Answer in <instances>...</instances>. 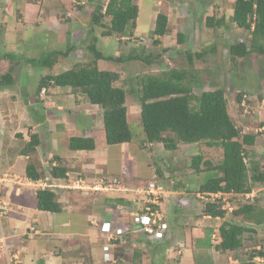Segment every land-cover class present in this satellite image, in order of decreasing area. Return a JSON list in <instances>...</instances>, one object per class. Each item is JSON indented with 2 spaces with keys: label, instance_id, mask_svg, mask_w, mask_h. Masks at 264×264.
<instances>
[{
  "label": "crops",
  "instance_id": "0c3cea01",
  "mask_svg": "<svg viewBox=\"0 0 264 264\" xmlns=\"http://www.w3.org/2000/svg\"><path fill=\"white\" fill-rule=\"evenodd\" d=\"M69 5L70 0H0V69L11 70L12 77L11 83L0 89V97L3 102H22L18 107L21 109V119L17 131L24 141L21 147L15 148L6 146L0 139V172L11 171L14 176H19L18 181L2 183V187L6 196L11 195L20 200L32 197L36 208V190L40 188L37 183L43 177L33 181L26 176L25 166L31 162L40 173L44 170V175L54 166L61 167L65 177H56L59 182L65 181L67 175L83 176L93 172L96 174L93 179L98 180L102 175L116 178L124 189L96 191L101 193L98 206L104 208L106 213L100 212L102 217L93 213L82 215L79 219L82 226L78 232L67 230L78 220L74 221L75 214L71 215L69 210L65 213L63 206L59 214L36 208L37 215L33 222L24 220L22 224L16 218H10L1 224L6 237L8 259H14L17 264H106L101 257L102 241L93 221L110 219L117 225L129 223L134 213L148 201L149 196L140 194L139 190L149 182H155L161 188L159 202L164 220L169 224V236L153 242L145 241L141 235L130 236V243L116 247V264H219L226 261L225 256L231 264H236L240 261L236 252L233 254V250H218L215 247L218 239H213V232L218 230L223 220H228L226 214L222 218L204 214L201 201L197 199L199 185L208 177L207 172L202 179L190 183L185 180L186 175L178 174L176 170L175 175L167 178L168 173H163L153 163L148 169L151 174L145 180L133 179L129 175L124 178L125 170L115 174V166L112 165L115 159L110 158V152L112 150L115 156L122 155L124 151L121 148L127 142L112 145L105 143L100 106L90 103L84 94L74 92L70 87H49L44 94L39 92L35 96L36 85L44 74L62 72L69 69L73 62L85 58L83 53L80 57L75 53L83 38V31L77 37L73 32L60 30L63 23L66 27L62 15H70ZM48 25L54 29L47 30ZM44 42L53 46L43 48ZM67 46L71 47L70 52L61 55L64 58L58 57L51 68L30 63V59H38L49 50H62ZM243 103L244 100L241 106ZM2 110L0 105V130L3 128L4 131ZM4 111L7 113L6 109ZM31 134L37 136L39 144L35 151L21 153ZM70 136L93 138L95 147L92 150H70ZM152 145H148V149ZM187 145L193 144L179 143L173 153H179L180 147ZM32 156L34 162L30 161ZM123 179L126 182L128 180L129 184ZM17 204L19 208H29V204L24 202ZM108 205H115L116 209H113L117 213ZM3 253L4 250L0 249V255Z\"/></svg>",
  "mask_w": 264,
  "mask_h": 264
},
{
  "label": "rangeland",
  "instance_id": "374dc122",
  "mask_svg": "<svg viewBox=\"0 0 264 264\" xmlns=\"http://www.w3.org/2000/svg\"><path fill=\"white\" fill-rule=\"evenodd\" d=\"M230 1L232 0H134L138 5L136 26L132 30L133 36L127 38L120 33H114L111 36L102 35V31L108 28L109 15L103 14L100 18L102 24H94L91 21L95 3L105 5L106 0H70V15H66V18L62 15L66 27L63 23L60 30L65 31V33L73 32L77 37H80L83 31V38L79 41L80 44L78 43V49L75 52L78 53V57L81 53L85 56L83 61H79L81 63L94 59V56L90 54L91 52L87 53L89 51L87 45L90 43L96 45L105 55L114 57L133 53L151 56V62L137 59L125 61L98 60L97 66L100 69L116 71L119 74V80L116 83L125 85L127 88H135L137 76L144 74L161 75L169 69L184 70L189 79L195 76L199 77V81L193 86L196 95L204 90L222 88L227 100L228 112L235 126L241 133L247 132L255 135L254 144L245 146L247 166L250 168L255 164L260 169H264V129L262 128V125H264V54L252 52L241 57H232L230 54L229 45L232 42L238 40L248 41L250 36L248 30L237 27L231 20L230 12L233 4ZM158 12L168 15V32L165 36H162L160 43L154 44V37L151 32L154 29L155 15ZM211 14L216 19L223 17V23L208 27L205 24V18ZM55 24L59 23L55 22ZM49 29L53 30L54 28H49L48 25L47 30ZM179 30L184 33L183 44L178 43L176 39V33ZM60 34L63 36L62 33ZM50 43L53 44L51 41ZM49 46L53 45L44 42L42 47L48 48ZM200 50L204 51V54L198 58L195 52ZM187 52L193 54L190 61ZM58 57L64 58L61 55ZM6 70L5 68L0 69V75L7 72ZM243 89L245 90L243 91ZM239 91H243L242 99H244L245 104L242 106L238 101ZM243 93H245V96H243ZM21 103L3 102L0 97L1 108L7 110L6 115L3 114L4 131L3 128L0 130V139L4 141L6 146L16 148L21 147L24 143L19 136L20 132L17 131V125H19V119H21V109H18V107ZM127 109L129 111L128 119L132 139L121 148L124 151L122 155L115 156L112 150L110 152V158L115 159L112 163L115 166V174L125 170V173H123L124 178L129 175L133 179L145 180L151 174V171H148L149 167L153 166L154 163L162 169V172L168 173L167 178H170L173 174L175 175L176 170L178 174L187 176L186 181L193 183L197 179H202L207 171L202 168L201 172H195L191 167L192 156L200 154L204 160H209L212 164H217L221 160V147L207 146L205 142L182 146L179 153L164 150L162 144H154L148 149V144L143 141L141 122L136 115L139 111L136 92L128 93ZM77 119L79 121V117ZM83 120H81V123ZM136 143L137 146H135ZM33 158L34 156L31 157L30 161L34 162ZM41 172L43 175L44 170ZM12 173L11 171L0 172V177H6L7 179L5 182H0V204L6 206L7 210L1 218V223H5L10 218H16L19 223L24 222V220L33 222L36 218L35 215H37V209L33 206L34 200L31 199L32 197L27 196L24 200H20L12 198L11 195H5L2 183L12 182V180H8L10 176H5V174L11 175ZM83 177L89 181H94L93 178L96 177V174H93V172L86 173L83 174ZM123 181L126 182V179H123ZM126 183L129 184L128 180ZM253 191L252 196L249 198L225 194L220 195V198L215 195H205L202 198H197L201 201L202 211H204L203 207L207 202H220L223 208H226V218L229 221L254 227L253 231L243 234V246L233 251V254L236 252L238 255L241 264H264V262H255L249 256L251 251L255 249V251L258 250L255 255L260 254L259 251H261L264 261V223L260 225L249 224L246 223L245 218L239 215L236 216L231 212L232 209L249 203H254L264 211V185L255 184ZM99 192H102V190H99ZM99 192L86 193L68 188L56 189L57 198L60 199L63 211L66 213V210H69L71 215L72 213L75 214L74 221L78 220V223L71 228L67 227V230L78 232L79 227L82 226V223L79 222L82 215L89 216L93 213V215L102 217L101 214L106 213L104 208L98 206V200L101 196ZM17 202L29 204V208H23V206L19 208ZM108 206L111 209L113 207L116 209L115 205ZM115 209L113 210L117 213ZM95 221L97 224L99 223V220L95 219ZM217 233L218 231L213 232L214 235H217ZM11 253L10 249V257ZM224 258H226V261L219 264H231L227 256ZM7 259L8 255L6 253L0 255V264H7Z\"/></svg>",
  "mask_w": 264,
  "mask_h": 264
},
{
  "label": "trees",
  "instance_id": "16d2710c",
  "mask_svg": "<svg viewBox=\"0 0 264 264\" xmlns=\"http://www.w3.org/2000/svg\"><path fill=\"white\" fill-rule=\"evenodd\" d=\"M91 21L102 24L100 18L109 15L107 30L102 31L103 36L120 33L122 36L131 37L136 26L138 5L134 0H107L105 5L95 3ZM231 20L239 28L249 31V39L238 40L229 45L232 57H241L255 52L264 54V0H234ZM224 21L223 17L216 19L213 15L205 18V24L212 27ZM168 32V15L158 12L155 15L154 29L151 32L153 43L158 44L162 36ZM184 33H176L178 43H183ZM94 59L88 62H74L72 66L59 73L49 72L44 74L36 85V95L42 88L70 87L72 91L84 94L88 101L102 109L103 130L105 143L108 145L129 142L132 139L130 123L127 119V96L136 92L139 102V120L144 134L143 141L149 143H162L164 149L175 150L179 143L195 144L205 142L207 146H219L222 157L219 163L212 164L204 160L200 154L191 158V167L195 172L204 168L208 177L199 185L202 193L235 192L248 193L255 184L264 185V169L257 165L250 168L246 164L245 146H252L255 135L241 133L233 123L228 112L227 100L224 90L220 87L202 91L200 94L193 92V86L199 77L187 78L186 72L179 69H169L161 75L144 74L135 79V88H127L116 83L119 74L116 71L100 69L97 60H144L151 62V56L133 53L114 57L105 55L96 45L87 46ZM142 48V47H141ZM71 47L52 49L38 59H30L35 66H53L59 55H66ZM204 51H197L195 55L200 58ZM189 61L193 54L187 52ZM11 70L0 75V89L11 83ZM238 92V101L242 98ZM37 100V97H35ZM4 114L6 112L2 110ZM39 140L31 134L29 141L24 145L21 153L28 154L35 151ZM95 147L93 138L70 136L68 148L70 150H92ZM55 177H65L64 171L59 166L50 170ZM161 173V172H159ZM25 174L32 180H37L42 175L34 164L28 162ZM107 178V177H105ZM36 208L55 214L62 212V205L56 193L49 189L36 190ZM204 211L211 217H223L226 210L221 209L218 203H206ZM236 216L245 218L246 223L260 225L264 223V211L254 203L241 205L231 211ZM251 226V225H250ZM254 227L246 224L223 221L216 238L215 247L219 250H236L243 246V234L253 231ZM258 250L251 251L252 258ZM260 254L261 251H259ZM241 264V263H240ZM250 264V263H249Z\"/></svg>",
  "mask_w": 264,
  "mask_h": 264
},
{
  "label": "built area",
  "instance_id": "2783aa9c",
  "mask_svg": "<svg viewBox=\"0 0 264 264\" xmlns=\"http://www.w3.org/2000/svg\"><path fill=\"white\" fill-rule=\"evenodd\" d=\"M5 176H10L8 180L19 179V177H12V175L9 174H5ZM6 180V177H0V182ZM37 184L41 188H50L52 190H55L56 188H72L80 190L81 192H89L93 190L120 191L124 189L116 178L101 177L97 181L92 182L80 175L71 178L68 182H59L50 176H46L43 179H40ZM159 189L160 188L154 182H149L145 188L139 190L140 194L149 196L148 201L147 204L141 208V213H135L132 216L130 223L113 226L108 221L102 222L100 226L102 235L106 238L108 243L103 245V250L106 256H109V253L107 252L109 247L112 248L117 242H126L128 235L143 234L146 239L162 237L163 230L167 227V224L162 222V213L157 207V204L159 203ZM246 196H249V194H246ZM6 211V206L0 204V220ZM0 241H4L2 232H0ZM0 246L2 245L0 244ZM8 264H17V262L14 259L9 258Z\"/></svg>",
  "mask_w": 264,
  "mask_h": 264
},
{
  "label": "clouds",
  "instance_id": "9594fccd",
  "mask_svg": "<svg viewBox=\"0 0 264 264\" xmlns=\"http://www.w3.org/2000/svg\"><path fill=\"white\" fill-rule=\"evenodd\" d=\"M233 1L234 0H232V1H230L232 4H233ZM106 2H107V0H106ZM233 6V5H232ZM231 15H232V8H231V13H230V17H231ZM208 16H210V15H208ZM222 16V15H221ZM220 18V17H219ZM218 18V19H219ZM222 23H223V21H222ZM234 23V22H233ZM219 24H221V23H218L217 25H219ZM235 24V23H234ZM133 36V35H132ZM128 38V37H127ZM131 38V37H130ZM183 43H184V37H183ZM183 43H180V44H183ZM184 50V49H183ZM187 50H188V48H187ZM185 52H186V50H185ZM94 56V55H93ZM100 60V59H99ZM97 62H98V60H97ZM45 89L46 88H42L41 89V93H43L44 94V92H45ZM194 92V91H193ZM243 96H245V93H243ZM242 100H244V99H242L241 98V100H240V103L242 102ZM245 104V101H244V103L242 104V105H244ZM240 106H241V104H240ZM139 111H140V107H139ZM139 114V113H138ZM138 118H139V116H138ZM143 136V138H144V134L142 135ZM130 142V141H129ZM145 143L146 144H148V145H150V144H155V143H149V142H146L145 141ZM156 143H160V142H156ZM162 144V143H161ZM163 146V145H162ZM164 148V147H163ZM173 151V150H172ZM12 175V177H14V175L13 174H11ZM46 176H50L51 178H54V179H56V180H58L55 176H53V175H51V172L49 171V172H47L44 176H43V178L44 177H46ZM76 176H79V175H75V176H68L67 175V178L65 179V181H69L71 178H74V177H76ZM81 176V175H80ZM17 177H19V176H17ZM83 177V176H82ZM101 177H104L103 175L102 176H100V178ZM42 178V179H43ZM30 179V178H29ZM13 180V179H12ZM19 179L18 178H16L15 179V181H18ZM30 180H32V179H30ZM38 180V179H37ZM33 181H35V180H33ZM94 181H97V180H94ZM94 181H92V182H94ZM155 183V182H154ZM148 185V184H147ZM160 188V187H159ZM39 189H49V190H51V191H53L54 193H56V189L55 190H52V189H50V188H39ZM59 189H62V188H59ZM68 189H72V188H68ZM161 189V188H160ZM160 189H159V191H160ZM73 190H75V189H73ZM77 191H80V190H77ZM94 191H99V190H93V191H89V192H94ZM253 188H252V190L250 191V192H248V193H235V192H231V193H227V192H214V193H210V192H207V193H202V192H200L199 190H198V194H199V196L197 197V198H202L203 196H205V195H210V196H212V195H215L216 197H218V198H220L219 196L220 195H222V194H225V195H229V196H236V197H245V198H249V197H251L252 196V194H253ZM246 194H249V196H246ZM159 199H160V197H159ZM158 202H159V200H158ZM208 203V202H207ZM210 203H217L216 201H210ZM219 204H220V202H219ZM158 206V208H159V210L161 211V213H162V222H164V223H166L167 224V227L163 230V234H162V237H158V238H148V239H146L145 238V236L143 235V234H133V235H141V236H143V239L145 240V241H162L163 239H165V238H167L168 236H169V233H168V231H169V224L167 223V222H165V220H164V215H163V212H162V210H161V207H160V202L157 204ZM220 207H221V209H224L223 208V205H221L220 204ZM224 210H226V208L224 209ZM232 210H234V209H232ZM231 210V211H232ZM142 212V210L140 209V210H138V211H136L135 213H141ZM134 213V214H135ZM203 213L204 214H206V215H208L205 211H203ZM226 213H227V211H226ZM225 213V214H226ZM225 214H224V216H225ZM208 216H210V215H208ZM223 216V217H224ZM211 217V216H210ZM2 218V217H1ZM222 218V217H221ZM104 221H108L109 223H111L113 226H117V224L116 223H114V221H112V220H110V219H104V220H102V221H100L99 220V223L97 224V222L96 221H93V223L98 227L97 228V231H98V235H99V237H100V239H101V241H102V244H101V257H102V260L106 263V264H116V261H115V254H116V247L117 246H119V245H126V244H128V242L130 243L131 241H130V236H133V235H128V237H127V240H126V242H124V243H120V242H117V243H115V245L111 248V247H109V250H107V252L109 253V256H106L105 255V253H104V250H103V245H105V244H108L107 243V241H106V238L102 235V231H101V224H102V222H104ZM223 221H225V220H223ZM222 221V222H223ZM226 221H229V220H226ZM131 222V221H130ZM129 222V223H130ZM221 222V223H222ZM230 222H234V221H230ZM236 223H238V222H236ZM1 220H0V232H2V234H3V237H4V241H0V244L2 245V246H0V249H3L4 250V252L6 253L7 251V248H6V245H5V239H6V237H5V235H4V233H3V230H2V228H1ZM126 224H128V223H126ZM213 239H216V235H214L213 234ZM4 246V247H3ZM3 247V248H2ZM219 250V249H218ZM234 251V250H233ZM7 254V253H6ZM253 260L255 261V262H260V263H263L264 261H263V256L261 255V254H257V255H254L253 257ZM9 260V259H8ZM241 263V260L240 261H237L236 262V264H240ZM259 264V263H258Z\"/></svg>",
  "mask_w": 264,
  "mask_h": 264
}]
</instances>
